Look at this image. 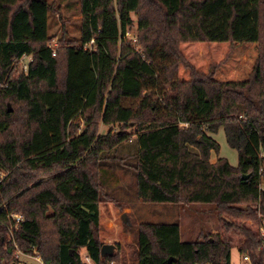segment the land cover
<instances>
[{
  "label": "trees",
  "instance_id": "trees-1",
  "mask_svg": "<svg viewBox=\"0 0 264 264\" xmlns=\"http://www.w3.org/2000/svg\"><path fill=\"white\" fill-rule=\"evenodd\" d=\"M53 6L0 0V99L23 106L0 105V264H19L10 214L24 217L18 248L45 264H88L83 249L123 264L101 255L99 169L132 137L140 201L215 205L219 220L193 242L178 222L141 224L137 264H233V249L264 264V0H80V39L61 48ZM133 14L142 51L124 40ZM221 128L237 166L219 156Z\"/></svg>",
  "mask_w": 264,
  "mask_h": 264
},
{
  "label": "rangeland",
  "instance_id": "rangeland-1",
  "mask_svg": "<svg viewBox=\"0 0 264 264\" xmlns=\"http://www.w3.org/2000/svg\"><path fill=\"white\" fill-rule=\"evenodd\" d=\"M49 1L54 5L48 15V32L52 39L50 45L54 48H61L79 40L81 26L80 0ZM132 17L135 23L128 29L124 40L129 42L132 47L135 46L142 51V47L138 44L137 17L134 14ZM30 60L31 56H26L21 62H16L11 76L17 77L22 73L23 64L29 63ZM1 103H4L3 105L10 104L14 112H22V105H16L14 102L11 104L8 99L3 102L0 99V105ZM82 127H84L83 122ZM111 128L112 126L104 125L101 122L98 124L99 134H106ZM113 128L117 129L116 126ZM213 137L220 144L219 156L225 157L231 165L237 166L239 163L238 151L228 145L224 129L221 128L217 133L213 134ZM137 151V141L132 137L129 141L105 151L101 155L99 169V177L103 184V202L99 206L100 222L97 234L104 244L115 245L114 255H119L118 257L123 264H137V237L140 226L143 223L178 222L181 227V240L184 242L196 241L200 235L208 232L215 233L219 230V220L215 205L154 204L140 201L136 188L135 165L138 160ZM217 158L218 155L213 153L212 161L215 162ZM3 175L4 172L0 171L1 178ZM44 175L38 172L33 180L34 183L47 180L48 176ZM34 183L29 186L30 189L35 186ZM262 187L264 188V183ZM52 211L53 209H50L49 213H52ZM123 214L127 215L128 223H124ZM46 226L51 229L52 224L48 222ZM261 233L264 234V221ZM87 255L85 249L81 250L82 260L88 264H93ZM242 256L237 249H233V264H243ZM18 258L19 264H44L34 257L26 255H21ZM4 262L9 264L7 261ZM116 262L118 263L117 260Z\"/></svg>",
  "mask_w": 264,
  "mask_h": 264
},
{
  "label": "built area",
  "instance_id": "built-area-1",
  "mask_svg": "<svg viewBox=\"0 0 264 264\" xmlns=\"http://www.w3.org/2000/svg\"><path fill=\"white\" fill-rule=\"evenodd\" d=\"M54 54H55V52H54ZM24 57H26V56H24ZM24 57L19 59V61H17V62H21ZM30 61H29V63H30ZM29 63L23 64V66H24L23 71L24 72L28 71ZM5 86H6L5 83H0V88L5 87ZM262 184H261V187H262ZM9 217L12 218L13 220H11V222H10V224L8 226V241L15 245V247H16V251H15L16 257H20L21 255H26V256H29V257H34L36 260H38L40 263H42L43 261H42L41 257L38 254L27 255V254H25L24 252H22L18 248V244L16 243L15 230L19 229V226H20L19 224L24 220L23 219L24 218L23 215H21V214H10ZM14 221H15V224L13 223ZM263 237H264V234H263ZM263 245H264V240H263ZM87 259L89 260V258H87ZM242 259H243V264H253L252 258H251V256L249 254H244L242 256ZM3 264H5V263H3ZM110 264H119V263H117L116 261H111Z\"/></svg>",
  "mask_w": 264,
  "mask_h": 264
},
{
  "label": "water",
  "instance_id": "water-1",
  "mask_svg": "<svg viewBox=\"0 0 264 264\" xmlns=\"http://www.w3.org/2000/svg\"><path fill=\"white\" fill-rule=\"evenodd\" d=\"M248 176H249V175H247V176H243V178H246V177H248ZM122 218H123L124 223H128V217H127L126 214H123ZM114 249H115V245L104 244V245L102 246V248H101V255H102L103 257H105V256H107V255L112 256V255H114ZM170 261H171V262H172V261H176V259H170Z\"/></svg>",
  "mask_w": 264,
  "mask_h": 264
},
{
  "label": "crops",
  "instance_id": "crops-1",
  "mask_svg": "<svg viewBox=\"0 0 264 264\" xmlns=\"http://www.w3.org/2000/svg\"><path fill=\"white\" fill-rule=\"evenodd\" d=\"M217 231H218V230H217ZM217 231H216V232H217ZM232 263H233V260H232Z\"/></svg>",
  "mask_w": 264,
  "mask_h": 264
}]
</instances>
